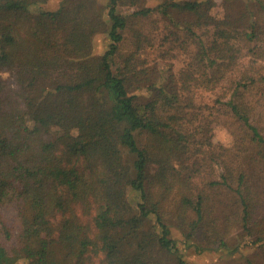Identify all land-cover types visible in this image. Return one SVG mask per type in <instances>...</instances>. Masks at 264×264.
Listing matches in <instances>:
<instances>
[{
	"label": "trees",
	"instance_id": "1",
	"mask_svg": "<svg viewBox=\"0 0 264 264\" xmlns=\"http://www.w3.org/2000/svg\"><path fill=\"white\" fill-rule=\"evenodd\" d=\"M4 1L0 74H11L14 89L0 76V209L15 217L0 211V264H49L52 244L63 264H169L171 256L182 264L179 245L264 252V0H221L222 18L213 20L216 0L151 8L110 0L108 25L91 0L56 9ZM174 11L193 20L178 22ZM154 13L178 50L194 52L144 94L149 69L139 52L151 43L130 18ZM128 29L134 51L125 56ZM99 33L111 42L98 58ZM200 89L216 94L211 106L196 101ZM213 122L229 144L212 141Z\"/></svg>",
	"mask_w": 264,
	"mask_h": 264
},
{
	"label": "rangeland",
	"instance_id": "2",
	"mask_svg": "<svg viewBox=\"0 0 264 264\" xmlns=\"http://www.w3.org/2000/svg\"><path fill=\"white\" fill-rule=\"evenodd\" d=\"M63 0H46L42 7L48 9H56ZM95 6L97 13H99L106 25L109 24L108 21V11L111 6L110 0H91ZM165 0H141L140 7H155ZM2 4V5H1ZM4 2H0V5L3 6ZM216 6L211 10L209 14V19L213 20L214 18L220 19L223 15V7L221 6V0H216ZM32 11L37 9V6L30 7ZM122 13H130L132 8L128 11L127 7L120 8ZM174 18L178 22L192 21L193 17L187 14L174 11L172 13ZM259 16L264 19V17L259 13ZM135 22L132 27L142 28L145 32L148 33L150 38L151 45L144 44V51H140V59L145 60L144 67L149 69V75L144 79V83L140 90L141 93L147 94L146 85L153 83L157 80L159 75L164 77L169 76L170 74H178L182 68H184L187 63L191 60L194 49L192 47L185 50H178L176 43L173 42V37L168 33V24L163 21L161 16L158 13H154L147 19H132L130 18V23ZM173 28L169 26V29ZM169 36L168 40H164V36ZM124 40L120 43L119 53L121 55H128L134 51L133 45V33L131 30H126L124 32ZM109 36L106 33H99L95 35L92 42V53L96 57H100L103 52L106 50L107 46L110 44ZM120 65L116 59L113 69H119ZM259 71L264 74V61L258 64ZM1 78L6 81L10 88L14 89L13 79L10 73L2 72L0 74ZM216 94L211 92H206L204 90H199L195 99L199 102H204L207 105L211 106L213 100L215 99ZM263 113V114H262ZM262 113L257 117V120L261 118L260 126L263 127L264 132V107L262 108ZM212 119V117H210ZM213 128L208 129V133L211 135L212 141L216 143L229 144L230 138L227 135V132L223 129V125H219L217 122H213ZM124 160L130 164L132 158L123 151ZM125 162V163H126ZM2 215L10 222H14L15 214L10 209H0ZM194 212L191 211V216L194 219ZM171 237L176 239L179 243L183 239V234L181 230L175 225V223H170ZM231 239L238 241L239 245H242L244 238H240L237 234L232 233ZM182 264H264V252L260 250H251L249 247L243 245L242 252H235L233 254H226L219 251H205L200 254L194 252L193 249L182 248V245H179ZM48 252V261L49 264H63L64 256L61 251L57 248L56 245H48L46 248ZM1 255V251H0ZM169 264H179V261L176 256H171Z\"/></svg>",
	"mask_w": 264,
	"mask_h": 264
}]
</instances>
